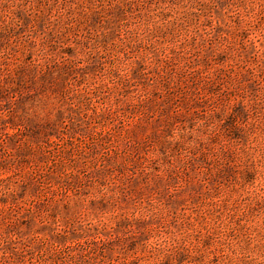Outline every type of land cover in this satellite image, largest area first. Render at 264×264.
<instances>
[{
	"label": "rangeland",
	"instance_id": "rangeland-1",
	"mask_svg": "<svg viewBox=\"0 0 264 264\" xmlns=\"http://www.w3.org/2000/svg\"><path fill=\"white\" fill-rule=\"evenodd\" d=\"M0 264H264V0H0Z\"/></svg>",
	"mask_w": 264,
	"mask_h": 264
}]
</instances>
